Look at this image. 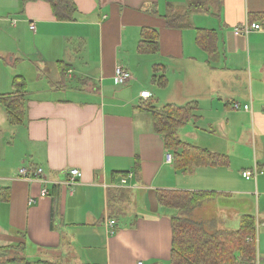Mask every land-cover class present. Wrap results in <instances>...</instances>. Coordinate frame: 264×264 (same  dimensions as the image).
Listing matches in <instances>:
<instances>
[{
    "label": "crops",
    "instance_id": "obj_1",
    "mask_svg": "<svg viewBox=\"0 0 264 264\" xmlns=\"http://www.w3.org/2000/svg\"><path fill=\"white\" fill-rule=\"evenodd\" d=\"M72 1L73 19L58 20L47 0H0L5 254L13 257L23 242L21 254L38 264H166L170 217L178 213L158 204L157 190L218 193L196 206L194 220L237 228L241 216L250 214L249 193H257L258 206L264 195V183L257 180L263 174L253 185L241 175L264 168V16L259 19L264 0ZM192 4L198 7L190 9ZM172 14H187V25L169 27L166 16ZM244 23L261 28L236 34ZM150 29L156 31L158 51L140 53V41H151L141 32ZM197 30L207 31L215 52L199 46ZM116 65L131 72L128 83L116 82ZM18 75L26 82L25 116L13 125L1 98L14 92ZM153 75H164L167 85L155 89ZM141 91L150 97L141 98ZM149 103L192 106L195 118L178 130L179 138L227 156L228 164L175 170L145 110ZM21 168L43 173L25 178ZM73 168L81 176L69 185ZM126 172L133 174L122 184ZM54 186L59 187L56 210ZM43 187L48 193L40 196ZM260 214L257 224L264 225ZM110 219L113 234L106 226ZM3 258L0 264H23Z\"/></svg>",
    "mask_w": 264,
    "mask_h": 264
},
{
    "label": "trees",
    "instance_id": "obj_2",
    "mask_svg": "<svg viewBox=\"0 0 264 264\" xmlns=\"http://www.w3.org/2000/svg\"><path fill=\"white\" fill-rule=\"evenodd\" d=\"M26 1V0H24ZM52 5L54 15L58 20H72L76 7L72 0H47ZM198 5L192 4L191 8ZM188 9V11H190ZM154 12H156L154 10ZM187 14L167 15L166 24L169 27L183 28L187 25ZM260 15L259 19H262ZM154 29L142 31V38L151 41H140L138 52L156 53L157 34ZM196 41L207 52H215V43L205 30H197ZM61 77L64 69L60 70ZM152 82L160 88L167 85L164 75L152 76ZM14 92L1 98L9 122L13 125L20 124L25 116L26 82L20 75L12 81ZM148 110L152 117L153 130L163 139L164 148L172 155L175 170H190L203 166H225L228 157L212 152L206 148L183 141L178 136V130L195 118L193 107L190 105L175 106L165 105L157 107L149 103ZM138 169L135 163V173ZM127 173V172H126ZM123 173V175H126ZM3 194V193H2ZM54 196L53 207L56 210L59 187L52 188ZM158 204L164 208L175 210L178 214L170 217L172 232L169 260L166 264H257L256 233L257 221L252 214L241 216L239 225L235 229L212 227V220L201 222L185 216L194 207L203 201L218 196L215 192L186 191V190H157L155 193ZM7 200V194L2 196ZM25 244L21 242L16 246V251L23 252ZM6 247L0 246V258L7 257ZM9 257V256H8ZM7 261H20L30 264L25 258H3ZM39 264H63L60 261H39Z\"/></svg>",
    "mask_w": 264,
    "mask_h": 264
},
{
    "label": "built area",
    "instance_id": "obj_3",
    "mask_svg": "<svg viewBox=\"0 0 264 264\" xmlns=\"http://www.w3.org/2000/svg\"><path fill=\"white\" fill-rule=\"evenodd\" d=\"M30 29L34 30L35 26L33 23H30L29 25ZM261 26L258 23H244L242 25V27L240 28H236L235 29V33H248L249 31H251L252 29H260ZM114 79L116 80L117 83L119 84H126L128 83L131 79H132V74L131 72L124 67L123 65H116L115 69H114ZM139 96L143 99H147L148 97H150V92L149 91H141L139 93ZM234 108L238 109L239 107V103H234L233 105ZM245 110L248 109V105H244L243 107ZM166 160L169 162L171 161V155L167 154L166 155ZM43 170L41 168H35L34 170H30L27 168H21L19 170V174L22 177L25 178H30L31 176L33 177H37L39 175H42ZM132 172H128L122 179H121V183L125 184L127 182V178L132 176ZM257 174H263L264 175V168L262 169H253L251 171L246 170L242 172V176L245 179H255ZM81 176V173L78 169H71L69 170L68 173V179H67V184H73L74 182L77 181V179ZM48 193L47 189L45 187H43L40 191V196H44ZM34 202V199H29V203ZM115 225V221L110 219L107 221L106 226L108 228H110V230H108L109 234H113L114 233V229L113 226ZM257 264H260V258H258L257 256Z\"/></svg>",
    "mask_w": 264,
    "mask_h": 264
},
{
    "label": "rangeland",
    "instance_id": "obj_4",
    "mask_svg": "<svg viewBox=\"0 0 264 264\" xmlns=\"http://www.w3.org/2000/svg\"><path fill=\"white\" fill-rule=\"evenodd\" d=\"M147 84L149 85L150 88L153 85V84H151L149 82V80H148ZM153 87L155 89L161 90V88H159V87H156V86H153ZM247 131H249V129H247ZM3 141H5V139H0V142H3ZM251 159H252V155L250 157V162L252 163L253 159L252 160ZM250 162H248V163L250 164ZM250 166H251V164L249 165V167ZM238 170L240 171V167L237 168V171ZM252 170H253V168H252ZM263 179H264V176H263V178H261V176H259V175L257 176V180L260 181V185H261V183H264V181H262ZM251 180H252V182H250V183H251V185H253L252 183L254 182V180L253 179H251ZM237 183H238L237 186L241 185V183H239V182H237ZM252 192H254V190ZM249 194H248L249 195L248 196V200H249V209L248 210H249V213L253 214L256 217L257 221H258V211L260 210L261 214L259 215V218L263 221L264 220V212L262 210H264V195L260 196L259 206H258L259 196L257 195V193H254V194L253 193H249ZM240 204H241V202H240ZM258 207H259V209H258ZM165 209H167V208H165ZM195 209H196V207L193 208L191 213L189 212L188 214H185V215L188 216L189 218L191 217L192 219H195L196 216H197V212L196 213L193 212ZM208 212L209 213L211 212V208L208 209ZM256 246H257V256H258V258H264V225H262L260 223L257 224ZM10 255H11V253H10ZM12 255H13V253H12ZM13 256L14 257H18V258H22V257L24 258L23 254H21V252H19V251H15ZM26 259H27V261L31 262L30 264H38L37 263L38 259L35 258V257L31 258V257L28 256ZM35 261H37V262H35ZM260 264H264V261H261V259H260Z\"/></svg>",
    "mask_w": 264,
    "mask_h": 264
}]
</instances>
